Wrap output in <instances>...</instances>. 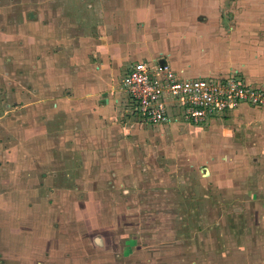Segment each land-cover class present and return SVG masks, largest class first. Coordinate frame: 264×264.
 <instances>
[{"label": "rangeland", "instance_id": "1", "mask_svg": "<svg viewBox=\"0 0 264 264\" xmlns=\"http://www.w3.org/2000/svg\"><path fill=\"white\" fill-rule=\"evenodd\" d=\"M48 1L0 0L5 232L26 228L29 236L22 238L29 246L32 225L40 223L46 247L89 248L91 264H264V109L151 125L119 106L93 123L88 100H63L71 94L65 93L70 77H58L52 85L60 90H49L40 72L50 65L41 66L40 54L51 46L40 36L60 33V14L84 24L87 13L70 9L67 0ZM57 3L58 15L52 10ZM205 3L226 24L236 14L242 21L263 18L262 0ZM201 15L193 19L209 18ZM82 24L78 32L89 28ZM69 31L67 37L75 32ZM122 78L115 83L119 90ZM104 96L96 103L106 105ZM98 109L96 115L107 114ZM11 211L21 212L23 223L13 221Z\"/></svg>", "mask_w": 264, "mask_h": 264}, {"label": "crops", "instance_id": "2", "mask_svg": "<svg viewBox=\"0 0 264 264\" xmlns=\"http://www.w3.org/2000/svg\"><path fill=\"white\" fill-rule=\"evenodd\" d=\"M165 1L67 0L70 9L86 11L88 20L84 25L72 17L75 23H68L65 22L66 16L60 14L62 21L57 26L60 33L53 35L46 30V39L40 36L41 42L51 45L46 46L40 54L41 66L44 62L50 64L46 69L40 68L43 79L52 85L58 77H70L71 91L63 90L66 95L71 93L69 96L73 98L64 96L63 100H88L84 104L95 113L90 114L93 123L97 122L98 117L107 118L104 115H109L114 107H123L124 113H130L127 95L115 83L138 60L167 61L181 78L236 75L248 84L264 87V0L262 20H251L250 17L242 21L238 20L240 16L236 14L237 20L230 24L220 20L218 9L209 7L205 0H199L197 4L191 0L188 3L185 0ZM60 7L57 3L52 10L58 15ZM258 7L262 9L261 5ZM253 8V11L258 10L257 7ZM202 12L209 18L193 19L202 17ZM81 24L89 28L78 32ZM70 29L75 32L68 38ZM52 43L64 45L56 49ZM48 89L57 91L60 87L52 85ZM102 93L106 105L96 103ZM55 105L57 107L59 103ZM98 108H106L104 113L107 114L96 115L100 112ZM243 108L257 107L243 103L235 110ZM110 117L114 115L110 114ZM41 135L45 137V133L41 132ZM6 210L9 212L11 207ZM10 215H14L13 221L20 219L23 223L25 220L21 212L15 214V211H11ZM1 219L0 240L1 237H7V240L0 241V264H80V261L91 264L89 248L86 250L77 244L46 247L43 241L49 238L40 223L34 222L36 224L32 225L35 240L31 239L33 244L28 246L26 238L22 237L30 231L21 228L18 232L16 227H8L5 232L6 222Z\"/></svg>", "mask_w": 264, "mask_h": 264}, {"label": "built area", "instance_id": "3", "mask_svg": "<svg viewBox=\"0 0 264 264\" xmlns=\"http://www.w3.org/2000/svg\"><path fill=\"white\" fill-rule=\"evenodd\" d=\"M131 116L151 125L200 123L243 103L264 109V87L236 75L181 78L167 61L138 60L121 80Z\"/></svg>", "mask_w": 264, "mask_h": 264}, {"label": "flooded vegetation", "instance_id": "4", "mask_svg": "<svg viewBox=\"0 0 264 264\" xmlns=\"http://www.w3.org/2000/svg\"><path fill=\"white\" fill-rule=\"evenodd\" d=\"M174 122H176V121H170V122H167V123H162V124H171V123H174ZM176 123H178V122H176ZM184 123H193V122L184 121Z\"/></svg>", "mask_w": 264, "mask_h": 264}]
</instances>
